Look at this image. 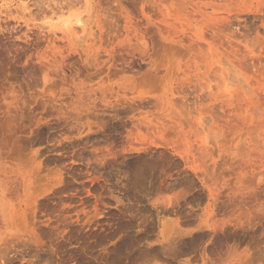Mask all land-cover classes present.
Instances as JSON below:
<instances>
[{
	"label": "rangeland",
	"instance_id": "obj_1",
	"mask_svg": "<svg viewBox=\"0 0 264 264\" xmlns=\"http://www.w3.org/2000/svg\"><path fill=\"white\" fill-rule=\"evenodd\" d=\"M258 3L164 12L192 40L241 24L155 76L100 73L125 44L111 0H0V264H264Z\"/></svg>",
	"mask_w": 264,
	"mask_h": 264
},
{
	"label": "bare ground",
	"instance_id": "obj_2",
	"mask_svg": "<svg viewBox=\"0 0 264 264\" xmlns=\"http://www.w3.org/2000/svg\"><path fill=\"white\" fill-rule=\"evenodd\" d=\"M111 1L115 5V8L121 11L123 10L124 11L123 13H125L123 17L124 19L123 33L120 37L116 38L117 41H125L124 42L125 44H124V47L123 48L121 47V49L119 50H116L115 48L112 47V50L106 52L107 55L104 57H107V63L106 65H104V68L100 70L101 72L100 71L99 72L106 73L107 75L125 74V73L139 74L146 69L149 70L150 73L155 74V76H157V74L160 75L161 66L155 64L157 60L162 59L171 54H175L180 51L187 52L190 55H193L194 51L197 49H198V52H200L201 48L199 46H196V49H193L191 46L184 44V41H234V38L237 36V33H236L237 28L239 30L238 26L241 24L239 23L238 18L235 24H233L228 19H222V20L220 19L217 22V24L214 26H207V27L204 26V30H202V32L200 33L199 38L196 40H192L189 33L187 32L185 28H181V30L172 29L169 31L168 24L166 23V21L163 20L164 12L168 13L169 9H173V8H181V9L212 8V9H215V8H220L222 6L223 1H226V0H111ZM234 1L236 3H239V2L241 3L246 0H234ZM258 1H259L258 3L259 10L257 12V15H260L262 12H264V0H258ZM125 10H127L128 13H126ZM78 21L79 20H77V22ZM129 41H147V42H144L140 44L141 46L140 45L138 46L136 45L137 43L132 44ZM260 41H263V40L261 39ZM99 72H98V75L100 74ZM96 76H97V73H96ZM190 94L192 96L191 92ZM196 100H200V97H196ZM154 101L157 102L156 100ZM155 102L144 101V102H139L133 105L140 107V108L141 107L144 108V106H148V105L155 106L156 105ZM135 106L134 107L131 106L130 108L133 107V109H136ZM49 199L50 198H48V200ZM52 206H54V204ZM44 207L47 210L51 209V207H49L46 204L44 205ZM54 209L56 210L57 208H52V211ZM183 217L182 219H184ZM0 222L4 223V210H3V207L1 206V203H0ZM188 222H186L185 224L190 223ZM142 237L143 236L141 237L139 236L138 238H142ZM215 240H216V237H215ZM179 250L180 249H178L177 252L180 254H178L177 256L179 255L182 256L181 255L182 252L181 251L179 252ZM193 250L191 251L192 254L193 253L194 255L199 254L194 257L196 260H198L197 257L199 258L206 257V252L204 250V247H202V249L199 250L198 253L195 252L197 249L194 250V252ZM165 251L167 250L165 249ZM174 251L175 250H173V252ZM162 253L165 254L164 252ZM171 255L172 257L174 256L173 258L175 259L176 253H173ZM183 255H185V252L183 253ZM191 259H193V257ZM171 261L173 262V260ZM105 263H107V261ZM108 264H112V263L108 262ZM114 264H121V263L118 262ZM148 264H152V263L148 262ZM166 264H169V263L167 262ZM185 264H188V263H185Z\"/></svg>",
	"mask_w": 264,
	"mask_h": 264
},
{
	"label": "crops",
	"instance_id": "obj_3",
	"mask_svg": "<svg viewBox=\"0 0 264 264\" xmlns=\"http://www.w3.org/2000/svg\"><path fill=\"white\" fill-rule=\"evenodd\" d=\"M188 221L190 222V220H189V219H185V223H186V222H188ZM189 222H188V223H189Z\"/></svg>",
	"mask_w": 264,
	"mask_h": 264
}]
</instances>
